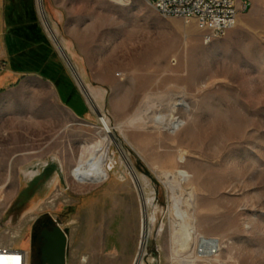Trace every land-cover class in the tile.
<instances>
[{"label":"rangeland","instance_id":"obj_1","mask_svg":"<svg viewBox=\"0 0 264 264\" xmlns=\"http://www.w3.org/2000/svg\"><path fill=\"white\" fill-rule=\"evenodd\" d=\"M42 2L0 0V244L42 264L33 227L49 218L67 264L183 263L185 171L182 209L222 245L195 264H264V0H237L208 42L150 0ZM97 143L109 178L81 180Z\"/></svg>","mask_w":264,"mask_h":264},{"label":"bare ground","instance_id":"obj_2","mask_svg":"<svg viewBox=\"0 0 264 264\" xmlns=\"http://www.w3.org/2000/svg\"><path fill=\"white\" fill-rule=\"evenodd\" d=\"M39 2H40L41 9H43L42 0H39ZM46 27L53 41L57 45L62 57L65 59L66 63L68 64V66L70 67V69L72 70L76 78L78 79L80 86L82 87L81 79L78 77L75 71L76 68L74 67L68 54L66 53L63 47V44L61 43L57 35L54 33V30H52L51 26L46 24ZM85 96L88 98V100H90L89 93L88 94L85 93ZM144 115L147 116L146 118H148L149 116L148 113H144ZM100 116L102 115L100 114ZM154 116L159 118L160 119L159 122L161 121V123L165 120V117L162 115L156 114ZM174 124H175V128H179L181 125L180 122L177 120L174 121ZM110 131H111L110 134H113L112 129ZM106 145L107 146L105 150L103 151L101 147L102 146L101 143H97L95 146H93L90 152H87V160H85L84 163L81 164L78 170V176L81 180H88L91 182H102V181L104 182L105 180L109 178V171L107 169V163L109 161V154H108L109 147L107 143ZM45 167H46V164H43L40 167L38 173L43 171ZM186 174L187 173L185 171H181L182 179L179 180L178 182L175 181L174 184L171 185L172 191H173V209L176 211L178 216L182 217V219L184 220L181 233L177 235V239H178L177 243L179 244V247H181L183 252L184 251L186 253L190 252L188 256H184L186 260L183 263L180 262L179 264H195L194 260H198L201 258L209 259V257L219 252L222 249V245H221V240L218 238H206L203 236L198 239L197 235H195L194 228L191 226L189 214L187 211L182 209L183 198L181 196H178L179 195L178 190L183 188V181H185L186 179ZM190 202L192 204L195 203L193 197L191 198ZM13 238H16V237H13ZM195 244H196V248H194ZM178 252L179 254H182L181 250ZM194 253H196L195 258L190 259L189 258L190 255ZM143 258L144 257H141V260ZM185 258H182V259H185ZM139 264H141V261L139 262Z\"/></svg>","mask_w":264,"mask_h":264},{"label":"built area","instance_id":"obj_3","mask_svg":"<svg viewBox=\"0 0 264 264\" xmlns=\"http://www.w3.org/2000/svg\"><path fill=\"white\" fill-rule=\"evenodd\" d=\"M165 17L195 20L207 31L206 41L223 37L237 21V0H154L150 1ZM12 234L11 231H7ZM12 237H15L12 234ZM0 264H31L30 254L15 244H0Z\"/></svg>","mask_w":264,"mask_h":264},{"label":"water","instance_id":"obj_4","mask_svg":"<svg viewBox=\"0 0 264 264\" xmlns=\"http://www.w3.org/2000/svg\"><path fill=\"white\" fill-rule=\"evenodd\" d=\"M46 238L41 249L42 264H67L68 237L65 231L57 225Z\"/></svg>","mask_w":264,"mask_h":264},{"label":"flooded vegetation","instance_id":"obj_5","mask_svg":"<svg viewBox=\"0 0 264 264\" xmlns=\"http://www.w3.org/2000/svg\"><path fill=\"white\" fill-rule=\"evenodd\" d=\"M56 226L57 225L54 220L49 218H46L36 223L33 227V241L37 243L40 247H43L47 240L46 235L53 232Z\"/></svg>","mask_w":264,"mask_h":264},{"label":"trees","instance_id":"obj_6","mask_svg":"<svg viewBox=\"0 0 264 264\" xmlns=\"http://www.w3.org/2000/svg\"><path fill=\"white\" fill-rule=\"evenodd\" d=\"M150 1H152V0H150Z\"/></svg>","mask_w":264,"mask_h":264}]
</instances>
